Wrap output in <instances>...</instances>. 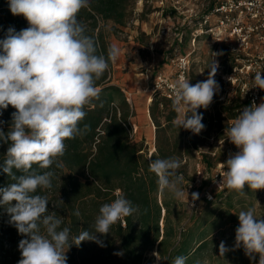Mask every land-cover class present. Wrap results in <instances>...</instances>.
Returning <instances> with one entry per match:
<instances>
[{
	"label": "clouds",
	"instance_id": "clouds-1",
	"mask_svg": "<svg viewBox=\"0 0 264 264\" xmlns=\"http://www.w3.org/2000/svg\"><path fill=\"white\" fill-rule=\"evenodd\" d=\"M8 5L14 16L27 20L29 27L19 32L9 27L5 38L0 39V110L9 106L15 109L9 131L0 129V140L9 144L2 170L15 181L0 188V205L10 216L9 223L27 237L19 242L22 258L18 264H67L66 252L73 244L80 246L91 240L103 246L96 233L108 234L112 225L138 208L117 189L116 198L99 208L94 230L70 236V229L62 227V218L48 211L47 196L37 194L38 189L52 187L54 172H41L33 166H64L59 158L65 155V141L89 128L87 124L80 127L87 114L84 109L99 99L96 81L116 63L120 48L113 43L106 56L97 54L95 40L78 19L89 0H8ZM218 67L213 59L206 80L192 85L181 77L173 85L172 108L177 113L174 125L179 129L199 134L205 128L197 110L207 109L219 91L214 79ZM261 73L255 74L254 87L264 90ZM225 134L238 151L222 163L226 171L219 187L241 195H246V188L264 189V100L245 107ZM181 166L177 157L150 160L149 171L157 177L160 194L167 191L175 199L184 198L178 173ZM16 172L21 174L17 176ZM198 197V193H192L193 200ZM75 215L80 216L79 210ZM238 219L235 248L242 247L250 260L258 254V264H264V219L254 208L240 211ZM229 250L221 241L219 256L224 257ZM153 255L159 259V253ZM186 259L177 256L173 264H185ZM196 264L209 262L205 259Z\"/></svg>",
	"mask_w": 264,
	"mask_h": 264
},
{
	"label": "trees",
	"instance_id": "trees-1",
	"mask_svg": "<svg viewBox=\"0 0 264 264\" xmlns=\"http://www.w3.org/2000/svg\"><path fill=\"white\" fill-rule=\"evenodd\" d=\"M133 2L89 0V6L79 12L78 19L86 26V34L95 40L98 55L106 56L109 47L99 21H111L113 27L124 26L132 14ZM203 4L202 13L194 18L196 28L202 16L212 13L216 0H203ZM9 27L17 32L28 28L23 16H14L10 12L8 0H0V39L5 38ZM110 68L111 64L96 81L99 99L84 109L87 114L80 127L87 124L89 128L75 139L65 141V155L59 158L64 166L57 168L53 164L49 169L33 166L41 172H54L52 187L38 189L37 194L47 196L48 211H54L62 218V227L70 229V236L81 230L93 231L99 208L116 198L117 189L138 211L124 219V226L118 221L108 234L96 233L103 246L91 240L83 241L80 246L73 244L66 252L67 264H143L153 261L154 257H147L151 251L159 253L162 264H173L177 256L186 257L185 264H196L200 260L197 256L203 252L213 264H225L227 259L230 264L255 262L258 254L255 260H250L241 247H231L224 257L219 256L217 237L227 222L222 220L214 201L221 198L227 188L214 194L213 200L207 202L197 215L188 213L186 203L167 191L160 194L157 177L149 171L150 160L177 157L182 162L178 169L182 176L180 187L186 188L194 181L193 175L189 174V162L195 159L196 152L200 153L199 162L205 169L214 166L209 154L200 150L206 136L175 126L177 113L172 108V101L154 92L148 107L154 125V147L148 151L143 138L132 141L129 118L134 115V110L123 89L110 82ZM14 111L12 106L0 110V121L4 122L0 129L5 133L11 127ZM97 128L103 133L94 143ZM8 147V143L0 140V188L15 182L2 170ZM20 174L16 172L17 176ZM200 183L202 189L206 181ZM77 210L79 217L75 215ZM9 220L5 207L0 205V264H18L22 258L19 242L27 238L19 234Z\"/></svg>",
	"mask_w": 264,
	"mask_h": 264
},
{
	"label": "rangeland",
	"instance_id": "rangeland-1",
	"mask_svg": "<svg viewBox=\"0 0 264 264\" xmlns=\"http://www.w3.org/2000/svg\"><path fill=\"white\" fill-rule=\"evenodd\" d=\"M202 4L203 0H134L132 14L124 26L113 27L111 21H99L108 45L115 43L120 48V56L110 68V82L123 89L134 110V115L129 118L132 141L137 142L143 138L148 151L154 147L155 136L148 112L150 100L147 102V99L152 97L151 86L156 75L160 72H172L171 60L181 52H191L189 83L192 85L208 78V67L213 60L214 50L219 53L215 55L222 65V73L229 71L235 62L228 49L231 45L229 40L223 36L217 41V32L198 35L192 43L190 32L197 27L194 18L202 13ZM124 79L132 86L129 87ZM214 79L219 84V91L207 109L197 110L198 114H202V123L205 125L200 133L206 136L203 137L200 150L209 154L214 166L205 169L203 180L206 185L201 189V183L195 181V164L200 160V153L196 152L195 159H190L189 162V174L193 175L194 181L191 182L190 189L188 185L183 189L185 196L181 199L186 203L188 213L195 212L197 215L207 204L201 197L203 192L210 190L216 194L221 190L212 177L217 164L226 163L229 154L238 151L225 134V129L249 106L237 88L230 87L229 83L222 80L218 70ZM200 165L205 167L203 163ZM245 192L246 195H241L235 190L227 189L221 198L214 201L222 220L227 222L217 241H224L228 248L235 247V230L239 226L240 211L254 208L256 215L264 219V189L254 191L246 188ZM192 193L199 194L194 204L191 201ZM149 256L153 257L152 251L148 253L147 257L150 258ZM196 259L208 260L207 253H200ZM149 261L143 264H150ZM258 261L259 255L251 264H258ZM208 262L213 264L209 260ZM230 262L227 259L225 264ZM158 264H162L160 258Z\"/></svg>",
	"mask_w": 264,
	"mask_h": 264
},
{
	"label": "built area",
	"instance_id": "built-area-1",
	"mask_svg": "<svg viewBox=\"0 0 264 264\" xmlns=\"http://www.w3.org/2000/svg\"><path fill=\"white\" fill-rule=\"evenodd\" d=\"M24 20L26 26L29 27L27 20L25 18ZM208 32H217L219 34L217 41L224 36L231 44L228 49L235 62L232 68L225 73L221 72L222 65L215 56L216 50L212 52V58L218 62V73H221L222 80L229 83L230 87L237 88L249 106L253 101L256 104L261 103L264 100V90L254 87L253 79L257 72H262V78H264V0H216L212 13L202 16L198 28L192 32V43L198 35ZM190 54L191 52L177 54L171 60L173 71L158 73L152 83L151 92H158L161 96L172 101L173 85L181 77L189 80ZM102 133L103 131L97 128L94 143L99 141L98 136ZM130 137H132L131 133ZM195 166V181L201 182L205 179V167H201L199 162ZM225 171L222 163H218L212 176L219 189L223 188L219 187V184ZM191 187L190 183L188 188ZM201 197L204 201L209 202L213 200L214 194L210 190H206ZM191 201L193 204L195 203V200ZM120 223L122 226L125 225L124 220ZM153 253L156 251L152 252L155 260L150 264H158V259Z\"/></svg>",
	"mask_w": 264,
	"mask_h": 264
},
{
	"label": "crops",
	"instance_id": "crops-1",
	"mask_svg": "<svg viewBox=\"0 0 264 264\" xmlns=\"http://www.w3.org/2000/svg\"><path fill=\"white\" fill-rule=\"evenodd\" d=\"M129 87H131L132 85H131V83L130 82H128L127 80H123ZM149 100H151L150 98H148L147 99V102H149Z\"/></svg>",
	"mask_w": 264,
	"mask_h": 264
}]
</instances>
